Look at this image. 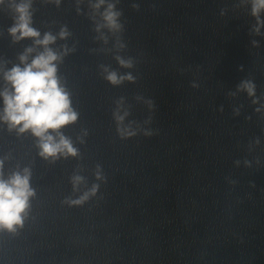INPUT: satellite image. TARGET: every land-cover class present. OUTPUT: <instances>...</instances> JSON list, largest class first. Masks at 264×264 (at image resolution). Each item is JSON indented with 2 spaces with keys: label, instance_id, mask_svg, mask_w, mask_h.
Wrapping results in <instances>:
<instances>
[{
  "label": "water",
  "instance_id": "water-1",
  "mask_svg": "<svg viewBox=\"0 0 264 264\" xmlns=\"http://www.w3.org/2000/svg\"><path fill=\"white\" fill-rule=\"evenodd\" d=\"M71 264H264V44Z\"/></svg>",
  "mask_w": 264,
  "mask_h": 264
},
{
  "label": "clouds",
  "instance_id": "clouds-1",
  "mask_svg": "<svg viewBox=\"0 0 264 264\" xmlns=\"http://www.w3.org/2000/svg\"><path fill=\"white\" fill-rule=\"evenodd\" d=\"M57 4L60 0H55ZM106 0H98L93 7L99 10L105 4ZM3 3V0H0ZM31 0H24L15 5L17 13L16 22L9 29L10 34L15 40L25 38H35L37 46H43L44 51L40 52L31 63H28V55L35 49L28 48L26 54L20 57L24 67L14 66L11 70L4 73L5 80L12 86L14 91L5 90L0 95L4 99V116L2 119L9 124L10 129L18 128L20 133L31 131L34 136L39 138V147L41 155L45 158L56 157L57 154L76 155V149L73 148L69 139L60 134L59 142L55 137L49 134V130L57 132L77 120V113L71 108L69 94L61 86L57 76L56 61L61 57L54 52L49 45L56 41V37L51 33H46L43 39H40V32L32 27ZM115 5L108 4L102 13L106 22L105 26L112 30H118L121 26L118 24L120 13L116 12ZM264 10V0H253L252 15L257 17L258 24L264 26V21L259 19L261 11ZM99 31V27L97 29ZM259 33V27L256 29ZM66 29L62 30L60 37L68 35ZM67 52V49L65 50ZM118 59H120L118 57ZM124 66H131L130 62L120 59ZM108 72V69H104ZM112 84H119L123 79L131 80L132 77H117L115 72H108L106 76ZM249 95L255 94V85L251 82H245L243 85ZM118 120L123 117L117 116ZM22 125V126H21ZM121 134L132 135L133 133L121 129ZM3 168V161H0V170ZM3 173L0 171V228H6L14 231L17 225L23 226L24 214L29 208V199L35 195L30 186L31 173L24 169L23 174L16 172L7 180L3 179ZM81 177L73 178V183L78 184ZM95 187L92 192L95 193ZM88 198L86 193L80 200L70 201L71 203H82Z\"/></svg>",
  "mask_w": 264,
  "mask_h": 264
}]
</instances>
